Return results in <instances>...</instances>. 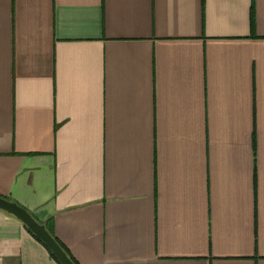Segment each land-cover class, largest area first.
<instances>
[{
  "label": "crops",
  "instance_id": "0c3cea01",
  "mask_svg": "<svg viewBox=\"0 0 264 264\" xmlns=\"http://www.w3.org/2000/svg\"><path fill=\"white\" fill-rule=\"evenodd\" d=\"M0 197L76 264H264V0H0ZM0 264L59 263L0 209Z\"/></svg>",
  "mask_w": 264,
  "mask_h": 264
},
{
  "label": "water",
  "instance_id": "95a60500",
  "mask_svg": "<svg viewBox=\"0 0 264 264\" xmlns=\"http://www.w3.org/2000/svg\"><path fill=\"white\" fill-rule=\"evenodd\" d=\"M0 209L18 218L52 252L60 264H75L45 225L37 221L25 208L15 202L0 197Z\"/></svg>",
  "mask_w": 264,
  "mask_h": 264
},
{
  "label": "trees",
  "instance_id": "16d2710c",
  "mask_svg": "<svg viewBox=\"0 0 264 264\" xmlns=\"http://www.w3.org/2000/svg\"><path fill=\"white\" fill-rule=\"evenodd\" d=\"M250 22L251 24L254 23V18L253 15L251 14L250 17ZM26 227V226H25ZM27 228V227H26ZM28 229V228H27ZM29 230V229H28ZM30 231V230H29ZM31 232V231H30ZM32 233V232H31ZM33 234V233H32ZM33 236H35L33 234ZM36 237V236H35ZM54 237V236H53ZM55 238V237H54ZM36 239H38L41 243H43L38 237H36ZM55 240L59 243V245L63 248V250L67 253V255L70 257V259L76 264L75 260L69 255V253L66 251V249L64 248V246L55 238ZM44 244V243H43ZM45 245V244H44ZM46 246V245H45ZM47 247V246H46ZM47 249L49 250V248L47 247ZM50 254L55 258V256L52 254V252L49 250ZM56 259V258H55ZM56 261L58 262V260L56 259ZM59 263V262H58ZM60 264V263H59Z\"/></svg>",
  "mask_w": 264,
  "mask_h": 264
}]
</instances>
